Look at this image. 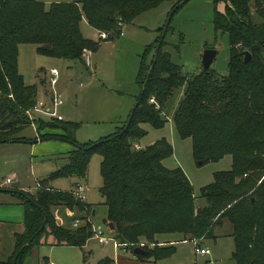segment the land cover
<instances>
[{"label":"trees","instance_id":"1","mask_svg":"<svg viewBox=\"0 0 264 264\" xmlns=\"http://www.w3.org/2000/svg\"><path fill=\"white\" fill-rule=\"evenodd\" d=\"M182 1L74 0L46 7L37 0H0V142L9 141L24 127L22 119H27L26 112L38 100L36 87L26 85L18 71L21 44L35 45L40 55L82 61L83 51L96 52L101 42L82 36V19L98 33H110L111 41L120 37L119 23L127 26L164 3H171L173 10ZM219 2L224 4L222 11L217 9ZM213 26L215 32L228 36L226 76L211 69L186 76L163 50L168 45L165 36L161 39L163 27L140 57L136 82L143 96L127 129L128 120L113 135L95 144L80 145L65 133L64 125L72 123L38 122L37 133L48 128L39 141L65 142L74 150L65 156L64 166L39 184L35 195L24 193L35 206L17 193L10 194L23 206L24 230L14 235V251L0 264H24L33 248L49 237L55 246L83 250L93 237L87 220L92 210L88 212L89 205L75 192L52 189L47 181L85 178L93 154L101 157L99 192L107 225L114 227L113 239L133 251L145 243L141 249L146 255H136L139 260L156 261L174 252L173 245L158 246L160 236L181 235L183 241L200 244L216 238L214 230L228 223V235L234 240V264H264V1L215 0ZM169 31L170 24L165 34ZM244 52L251 55L248 63L243 62ZM183 86L182 100L172 116L178 136L191 140L193 156L201 164L231 157V169L215 173L212 183L200 190L206 201L202 208L196 206L184 172L179 167H164L163 161L173 155L166 140L139 146L146 136L142 126L162 128L168 121L162 110L174 91ZM152 98L154 103H149ZM61 205L79 211L87 207V218L80 219L81 225L76 228H64L51 212ZM43 214L47 221L39 231ZM98 264L112 261L107 258Z\"/></svg>","mask_w":264,"mask_h":264},{"label":"rangeland","instance_id":"2","mask_svg":"<svg viewBox=\"0 0 264 264\" xmlns=\"http://www.w3.org/2000/svg\"><path fill=\"white\" fill-rule=\"evenodd\" d=\"M38 1L49 7L54 3H70L74 0ZM214 1L188 0L172 16L170 31L165 34V42L168 45L164 46L163 50L170 54L171 60L180 66L188 77L201 72L202 55L207 49L216 51L210 69L220 76L228 74L229 41L226 33L214 30ZM171 8V3H164L157 9L140 15L131 24L124 25L123 36L111 41L96 38V31L82 19L80 23L82 36L86 39L94 38V41L101 40L98 50L87 55V59L83 51L82 61L40 55L33 44H21L18 47V71L26 85L35 86L37 89L38 100L35 106L39 100L52 105L53 93L60 96L62 105L56 108L52 105V112L57 115L55 117L42 112L36 113L34 108L26 112L27 119H22L24 127L14 132L12 139L9 140L15 142L0 144V182L6 178L13 180L12 184L3 183L0 186L8 185L7 190L22 187L26 190L20 192L35 195L39 184L66 164L64 154L72 147L68 143L44 141L37 144H17L20 138L28 141L40 140L48 128L37 133L39 121L59 119L58 121L67 124L72 123L64 125L65 133L80 145L95 144L113 135L118 127L123 126L140 95V88L136 82L140 57L146 47L161 35L159 30L166 25ZM223 8L224 4L219 2L217 9L222 11ZM52 68L59 72L56 85H51L50 81L49 71ZM184 87L174 91L163 108L162 112L168 121L162 128L154 129L147 124L142 126L146 136L139 142V146L147 147L161 139L166 140L173 149V155L163 161L164 167L168 169L179 167L184 172L192 185L196 206L202 208L206 201L201 198L200 190L212 183L215 173L231 169V157L226 156L218 162L199 164L193 156L191 140L178 136L172 116L182 100ZM58 133L62 134L61 131ZM100 163L101 157L93 154L85 178H60L47 181V185L64 192H76L77 184L82 186L84 193L81 201L87 203L89 209L86 207L85 211H79L61 205L52 208V215L62 227L73 228L76 220L81 223L80 219L87 218V209L90 213L96 209L95 217H88L87 220L91 223L92 230V226L103 227L104 237L111 240L109 244H99L92 237L81 250L55 246L52 244L53 238L49 237L46 243L33 248L25 258L24 264H45V259L49 264H98L107 258L112 264H234L232 236L219 235L231 228L228 223L214 230L216 238L198 243L210 250L208 256L196 255L194 249L198 245L192 241H183L181 235L158 237L160 242L175 243L172 244L174 252L169 257L156 261L139 260L133 250L127 247L120 246L115 249L113 232L107 229L104 199L99 192L102 186ZM14 197L0 193V220H16L17 210L8 204L10 201H16ZM7 234L6 230L0 237L4 255L10 250L11 244L14 245V239H9ZM163 245L169 244H158L159 247ZM147 246L152 248L157 244Z\"/></svg>","mask_w":264,"mask_h":264},{"label":"built area","instance_id":"3","mask_svg":"<svg viewBox=\"0 0 264 264\" xmlns=\"http://www.w3.org/2000/svg\"><path fill=\"white\" fill-rule=\"evenodd\" d=\"M264 1V0H263ZM118 26L121 28V33H120V36H123V28H124V25L123 24H121V23H119L118 24ZM110 33H104V32H101V33H98V38H100V39H103V40H107V39H109V37H110ZM85 52V58L87 59V55H89L90 54V52L89 51H84ZM88 54H87V53ZM49 74H50V81H51V85H56V83H57V79H58V77H59V72L56 70V69H51L50 71H49ZM150 102L151 103H154V99L152 98V99H150ZM51 103H52V105H53V107L54 108H56V107H59L60 105H62V100H61V98H60V96L59 95H57V94H55V93H53L52 95H51ZM52 105H47L45 102H43L42 100H39L38 102H37V104H36V106L34 107V111L37 113V112H42V113H46L47 115H50L51 117H55V116H57V115H55V112H52V110H53V107H52ZM59 120V119H58ZM135 147H136V149H139V146L138 145H135ZM5 183H8V184H10L11 183V180L10 179H6V181L4 182V184ZM83 193H84V188L82 187V186H77V188H76V192H75V195L79 198V199H81V200H83ZM80 225V221L79 220H76L74 223H73V228H76V227H78ZM92 228H93V238L95 239V240H97V242L99 243V244H104V245H107V244H109V242L111 241L110 239H106L105 237H104V229H103V227H101V226H92ZM107 229H108V231H110V229L108 228V225H107ZM111 232V231H110ZM195 243V242H194ZM196 245H198L197 243H196ZM127 247L126 245H122V244H119L118 242H116L115 240H114V244H113V247L116 249V248H118V247ZM144 246V244L143 243H140L139 245H137L136 246V248H142ZM128 248V247H127ZM194 253L196 254V255H200V256H208V255H210V250L209 249H207V248H203L202 246H200V245H198V246H195V249H194Z\"/></svg>","mask_w":264,"mask_h":264},{"label":"water","instance_id":"4","mask_svg":"<svg viewBox=\"0 0 264 264\" xmlns=\"http://www.w3.org/2000/svg\"><path fill=\"white\" fill-rule=\"evenodd\" d=\"M187 1H188V0H183V1L180 2L178 5H176V6L174 7V9L171 11V13L169 14V17H168V19H167L166 25L164 26V31H163V33H162L161 39L164 38V36H165V32H166V29L168 28V26H169V24H170V21H171V18H172V16L174 15L175 11H176L177 9H179V8H180L183 4H185ZM253 1H254V0H252V3H253ZM225 2H226V1H225ZM247 26H248L249 29H250V32H251L252 38L256 41V37H255V35H254L253 28H252L251 23H250L249 21L247 22ZM257 46H258V48L261 50V48H260V46H259L258 44H257ZM261 51H262V50H261ZM215 56H216V51H215L214 49H207V50L204 51V53H203V55H202V65H203V70H204L205 72H207V71L210 69V67H211V65H212V63H213V60L215 59ZM243 56H244V58H243V62H244V63H248V62L251 60V55H250L248 52H244V53H243ZM142 96H143V91L140 92V95H139L138 101L136 102L135 106L133 107V109H132V111H131V113H130V115H129L128 121H127V123H126V125H125V128H126V129H127L128 126H129V122H130V119H131V117H132V115H133V112H134L135 109L138 107L139 101L142 99ZM6 142H10V143H11V142H15V141H6ZM6 142H0V144L6 143ZM19 142H21V143H36L37 141H25V140H19ZM199 164H201V163L199 162ZM0 193H8V194H11V193H17V194L23 196V197L26 199V201H28L29 203H31L32 205H34V204L32 203V201L30 200V198H29L28 196H26L23 192L13 191V190H6V189H5V190L0 189ZM34 206H35V205H34ZM95 215H96V209H93V210H92V217H95ZM43 216H44V223H43V225L41 226V228H40L39 231L43 230V228H44V226H45V224H46V221H47V218H46L45 214H43ZM59 223H60V222H59ZM108 228H109L111 231L114 230V227H113V225H112L111 223L108 224ZM133 253H134L135 255H146V252H145L144 250H142L141 248H135L134 251H133Z\"/></svg>","mask_w":264,"mask_h":264},{"label":"crops","instance_id":"5","mask_svg":"<svg viewBox=\"0 0 264 264\" xmlns=\"http://www.w3.org/2000/svg\"><path fill=\"white\" fill-rule=\"evenodd\" d=\"M38 1V0H37ZM40 2V1H39ZM42 3V2H41ZM44 4V3H43ZM87 23V22H86ZM88 25V24H87ZM97 33V37L96 38H98V32H96ZM94 39V38H93ZM92 39V40H93ZM90 55V54H89ZM53 69V68H52ZM57 84V83H56ZM132 111V110H131ZM131 113V112H130ZM130 113H128V115H127V118L129 117V115H130ZM128 120V119H127ZM126 122V121H125ZM124 122V123H125ZM26 141V140H25ZM40 142H42V141H37L36 143H21V142H17V144H37V143H40ZM74 150V147H71L69 150H67V153L66 154H64L65 156L68 154V153H70V152H72ZM6 179H10L11 180V183L10 184H12V182H13V180L11 179V178H6ZM6 179L5 180H2L1 182H0V185H3V183L6 181ZM8 186V185H7ZM7 186H0V188H4V189H8L7 188ZM77 186H80L79 184H77ZM76 186V187H77ZM18 191H25L26 189L25 188H16ZM4 194V193H3ZM7 195H10V194H7ZM8 204L10 205V206H13V208H16V210H17V218H16V220H10V219H8V220H0V237L1 236H3V234L5 233V231L7 230V232H8V237H9V239H13L14 238V235L15 234H21L22 232H23V230H24V225H23V215H24V209H23V206L22 205H20V204H18V203H16V201L15 202H8ZM97 212V211H96ZM19 214L21 215V216H19ZM61 224V223H60ZM230 233V228L229 229H226V231L224 232V236H228V234ZM162 244H169V245H172V244H174L175 242L174 241H171V242H165V241H163V242H161ZM0 245H1V239H0ZM203 248H204V246H202ZM71 248H73V247H71ZM206 248V247H205ZM116 249H118V248H116ZM13 251H14V245L13 244H11V248H10V250L8 251V253L7 254H5L4 255V253L2 252V247L0 246V260H6V259H8L11 255H12V253H13ZM2 258H4V259H2ZM44 263L45 264H49V262L45 259L44 260Z\"/></svg>","mask_w":264,"mask_h":264}]
</instances>
